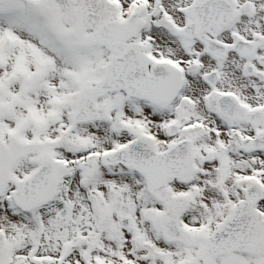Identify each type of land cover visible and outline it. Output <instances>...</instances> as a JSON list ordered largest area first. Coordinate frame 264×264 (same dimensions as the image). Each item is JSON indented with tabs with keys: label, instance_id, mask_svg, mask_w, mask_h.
Wrapping results in <instances>:
<instances>
[{
	"label": "snow or ice",
	"instance_id": "snow-or-ice-1",
	"mask_svg": "<svg viewBox=\"0 0 264 264\" xmlns=\"http://www.w3.org/2000/svg\"><path fill=\"white\" fill-rule=\"evenodd\" d=\"M0 264H264V0H0Z\"/></svg>",
	"mask_w": 264,
	"mask_h": 264
}]
</instances>
